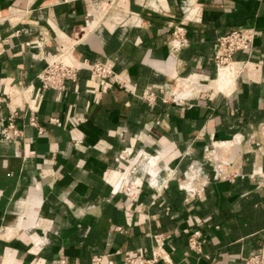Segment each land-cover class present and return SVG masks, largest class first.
I'll list each match as a JSON object with an SVG mask.
<instances>
[{
  "label": "crops",
  "instance_id": "0c3cea01",
  "mask_svg": "<svg viewBox=\"0 0 264 264\" xmlns=\"http://www.w3.org/2000/svg\"><path fill=\"white\" fill-rule=\"evenodd\" d=\"M118 4L125 15L98 22L88 0H0V117L18 112L21 131L0 135V264L264 258V0ZM179 22L189 42L172 53ZM244 28L254 46L234 58L248 64L220 72L218 37ZM68 46L78 79L37 92L45 57ZM84 60L112 62L128 87ZM184 81L208 90L169 98Z\"/></svg>",
  "mask_w": 264,
  "mask_h": 264
},
{
  "label": "built area",
  "instance_id": "2783aa9c",
  "mask_svg": "<svg viewBox=\"0 0 264 264\" xmlns=\"http://www.w3.org/2000/svg\"><path fill=\"white\" fill-rule=\"evenodd\" d=\"M70 2L74 0H63ZM91 6L90 15L97 19L98 22L109 20L114 15L124 14L119 6V0H88ZM257 31L254 28H244L231 30L228 33L222 34L218 37L215 47L214 62L219 69L230 67L235 71H243V68L248 62L243 65H238L235 60V54L239 51H250L254 46V41ZM187 27L183 22L174 25L171 39L172 53L179 52L182 48L188 45ZM74 48L68 46L62 48L54 55L45 57L46 65L44 69L38 74L40 86L37 92L43 93L46 90L63 91L67 88L68 81H75L78 79V68L72 65L69 59L73 58ZM82 66L91 70L94 77L100 80L113 79L119 84L128 87L127 83L119 77L115 65L112 62H91L84 60ZM144 97L150 102L155 103L157 100L158 92L149 88L144 91ZM166 97V96H165ZM169 99V98H168ZM168 99H165L167 101ZM0 100H6L0 98ZM18 112L11 110L10 116L6 119L0 117V135L5 139H17L21 135L20 129L17 127L15 117ZM52 121L59 123L58 119L54 118ZM33 125L36 124L34 118L31 119ZM264 186V173L260 182ZM134 195L136 192H131ZM201 232H191L188 237V244L191 250L195 252H202ZM156 241H159L158 236H155ZM162 261L163 264H175L168 256L155 251L151 256L144 254H137L126 258L124 264H157ZM65 264V260H62ZM242 264H264L263 255L255 253L246 256L242 259Z\"/></svg>",
  "mask_w": 264,
  "mask_h": 264
},
{
  "label": "rangeland",
  "instance_id": "374dc122",
  "mask_svg": "<svg viewBox=\"0 0 264 264\" xmlns=\"http://www.w3.org/2000/svg\"><path fill=\"white\" fill-rule=\"evenodd\" d=\"M177 87L179 88L178 89V92H175V91H177L175 89L171 94L169 93V98L170 97L178 96V94H180V92L186 91V90H189V89H193L194 87L195 88L193 90H195V89H201V88L197 87V85H195L193 83H190V82H186V81L181 82V83H178V86ZM203 90H205V92H206L208 90V87L202 88V92H203Z\"/></svg>",
  "mask_w": 264,
  "mask_h": 264
},
{
  "label": "bare ground",
  "instance_id": "6f19581e",
  "mask_svg": "<svg viewBox=\"0 0 264 264\" xmlns=\"http://www.w3.org/2000/svg\"><path fill=\"white\" fill-rule=\"evenodd\" d=\"M224 69H226V70H227V67H225V68H222V69L220 70V72H221L222 70H224ZM227 71H228V70H227ZM219 74H220V73H219ZM196 85H197V84H196ZM197 87H199V88H200V87H201V84H198V85H197ZM194 88H195V87H194ZM201 89H202V88H201Z\"/></svg>",
  "mask_w": 264,
  "mask_h": 264
}]
</instances>
